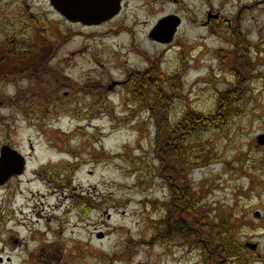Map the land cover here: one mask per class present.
I'll use <instances>...</instances> for the list:
<instances>
[{
  "label": "rangeland",
  "instance_id": "374dc122",
  "mask_svg": "<svg viewBox=\"0 0 264 264\" xmlns=\"http://www.w3.org/2000/svg\"><path fill=\"white\" fill-rule=\"evenodd\" d=\"M171 17L181 20L174 39L153 44ZM85 25L64 24L47 0H0V152L30 158L0 188V242L19 238L29 251L4 256L46 264L33 256L44 246L61 252L53 264H205L197 232L198 243L175 233L184 202L167 224L173 193L154 114L169 108L176 126L186 111L213 115L229 94L228 120L186 140V188L201 222L234 224L243 254L264 264V0H125L118 18ZM149 82L158 94L136 88Z\"/></svg>",
  "mask_w": 264,
  "mask_h": 264
},
{
  "label": "trees",
  "instance_id": "16d2710c",
  "mask_svg": "<svg viewBox=\"0 0 264 264\" xmlns=\"http://www.w3.org/2000/svg\"><path fill=\"white\" fill-rule=\"evenodd\" d=\"M149 83L153 84L151 82ZM145 87H150L152 91L158 94L161 86L159 83L153 85L147 84V86H136V88ZM228 95L229 94L219 95L220 99H218L217 102L219 103L218 108L220 110H216L213 115H194L186 111L182 114L176 126H172L163 114V108L158 110L157 113L155 112L154 118L158 130L156 143L159 149L157 151V157L161 170L164 171L163 177L170 184L173 193V201L170 207L172 210L171 218L167 224H173L179 212L177 208L181 209L178 206L176 207L179 201L184 202V212L187 213V223L181 224L178 230L175 229V233H180L188 242L198 243L192 237V230L197 232L196 237L199 239H196L200 240L201 237L204 240L202 242V256L205 264H253L251 259L243 254L239 242L237 243L233 238L232 231L234 224L222 223L216 226L212 225L206 217H204L201 222L198 219L197 210L194 208L195 204L193 203L191 190L189 191V188H186L187 172L191 168L187 158L189 150L185 147L186 140H188L189 134L192 135L193 132L200 134L204 132V130L215 128L218 124H222V122L228 120L230 115H226L223 111L224 109L227 110L232 108L231 102L234 99V95L230 97ZM160 106L161 105L158 107ZM168 110L169 108L164 111L166 112ZM183 146L185 149L182 148ZM170 150H172V154ZM175 158L177 161L175 164H172V160ZM183 186L185 190L181 191L180 189ZM173 209L175 212H173Z\"/></svg>",
  "mask_w": 264,
  "mask_h": 264
},
{
  "label": "water",
  "instance_id": "95a60500",
  "mask_svg": "<svg viewBox=\"0 0 264 264\" xmlns=\"http://www.w3.org/2000/svg\"><path fill=\"white\" fill-rule=\"evenodd\" d=\"M53 5L59 11H66L71 15V21L82 22L88 25H99L116 15L118 0H52ZM63 9V10H61ZM181 21L176 17H171L162 21L151 33V39L170 43L176 34ZM258 146H264V135L257 139ZM11 162L14 164L11 166ZM23 172V159L9 147H4L0 160V185L6 182L12 175ZM260 218V214H255ZM246 247L252 251H257V244H246Z\"/></svg>",
  "mask_w": 264,
  "mask_h": 264
},
{
  "label": "flooded vegetation",
  "instance_id": "af4514ba",
  "mask_svg": "<svg viewBox=\"0 0 264 264\" xmlns=\"http://www.w3.org/2000/svg\"><path fill=\"white\" fill-rule=\"evenodd\" d=\"M124 1L125 0H118V6L116 8L115 6V9H117V13L116 15H114L113 17H111L110 19H116L118 18L122 12H123V9H124ZM47 5H48V8H49V12H51L53 15H55L59 20H61L64 24L68 25V26H83L82 24H77V22L75 21H71V15H69L68 13H66V11H59L58 8H56L54 5H53V2L52 0H47ZM166 19V18H165ZM236 24V23H235ZM233 26V23L231 24ZM229 25V26H231ZM86 27V26H85ZM235 31V30H234ZM236 33L233 32L232 33V36L233 34ZM150 39H151V36H150ZM153 44H157V45H160V46H165L164 44H161V42H155L153 41ZM202 56L203 53L200 54V56H198L197 60H190L191 58H188V57H183L185 59H183V64L182 65H186L188 67H191L193 63L195 62H198V61H201L202 60ZM148 68L146 69V71L144 72L143 76L140 78V73H129V75L127 76V80L126 81H130L131 79H134V78H137V79H144V75H146V72H150V69H151V65L150 66H147ZM23 73V72H22ZM179 76H182L183 75V72H179L178 73ZM233 77L235 78L234 75H237L236 73H232ZM239 75H242L243 76V73L241 72ZM172 77V76H171ZM146 79V78H145ZM148 80H152V79H156V78H152V76H148L147 77ZM172 80H175L177 78H170ZM158 80V79H156ZM159 81V80H158ZM9 146V145H8ZM10 147V146H9ZM31 150H33L31 148ZM1 154V152H0ZM27 157V156H26ZM24 157L26 159V165H25V168H27L28 164L30 163V158L29 157ZM14 164L11 162V166H13ZM25 175V173L23 174V176ZM35 176H37V174L35 173ZM39 176V175H38ZM19 177L18 175H12L10 178H7L6 179V185H9L11 183H13L14 181L18 180ZM4 188V186H0V188ZM27 220H29V218L27 217ZM26 240H28L26 238ZM0 244H2V248H0V264H8L10 263L11 264V259L10 258H7L6 256H4V253L6 252L7 249H11L13 246H17V248H20L23 247L24 248V245L26 247V249L29 251V244L27 242L22 241L20 240L19 238H9L6 242V244L4 245L2 242H0ZM47 248L44 247V246H41L40 248H36L33 252V256H35L34 260L37 262V261H43V258L45 259L46 264H53L55 262L56 259H61V252L58 248H55L53 250H48L47 252ZM59 250V251H58ZM51 253V254H50ZM32 257V256H31Z\"/></svg>",
  "mask_w": 264,
  "mask_h": 264
},
{
  "label": "bare ground",
  "instance_id": "6f19581e",
  "mask_svg": "<svg viewBox=\"0 0 264 264\" xmlns=\"http://www.w3.org/2000/svg\"><path fill=\"white\" fill-rule=\"evenodd\" d=\"M111 1H113V0H111Z\"/></svg>",
  "mask_w": 264,
  "mask_h": 264
}]
</instances>
